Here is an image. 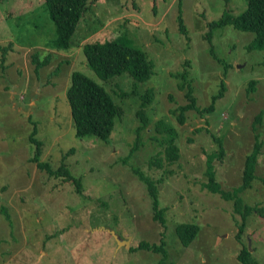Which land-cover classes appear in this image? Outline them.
<instances>
[{
  "label": "rangeland",
  "instance_id": "1",
  "mask_svg": "<svg viewBox=\"0 0 264 264\" xmlns=\"http://www.w3.org/2000/svg\"><path fill=\"white\" fill-rule=\"evenodd\" d=\"M246 7L245 0H229L227 6L224 0H97L88 4L69 48L57 50L43 0L0 1V264H159L161 253L128 247L141 239L160 243V237L167 242L168 263L239 264L234 237L239 214L232 201L204 188L206 159L217 152L211 133L223 140V155L211 162L224 191L239 185L255 136L262 142L256 179L238 196L256 207L240 241L264 264V113L255 121L264 109V48L256 49L254 35L232 25L216 26L208 41L205 37L207 22L225 10L237 16ZM114 38L152 60L148 81L133 84L125 73L104 81L88 67L83 43ZM33 54L38 60L48 56L38 73ZM74 71L103 87L121 110L108 142L75 135L66 98ZM184 72L199 107L210 105L221 82L224 93L210 112L188 111L179 123L172 111L186 103L178 77ZM250 81L256 84L248 93ZM149 89L153 99L142 109L148 127L139 131L136 150L129 153L140 124L139 97ZM158 120L177 131L180 152L173 174L158 188L159 207L166 208L162 236L151 216V198L133 174L138 169L160 177L145 165L168 135L157 131ZM34 128L41 141L39 160L57 169L65 155L79 192L31 162ZM183 222L199 226L187 245L175 234ZM124 236L128 243L118 245L115 238Z\"/></svg>",
  "mask_w": 264,
  "mask_h": 264
},
{
  "label": "trees",
  "instance_id": "2",
  "mask_svg": "<svg viewBox=\"0 0 264 264\" xmlns=\"http://www.w3.org/2000/svg\"><path fill=\"white\" fill-rule=\"evenodd\" d=\"M4 1V0H0ZM97 0H43L44 8L50 21L53 22L56 39L53 43V48L57 50L68 49L70 46V39L80 21L87 10L89 3ZM247 7L237 16H233L229 11L225 10L221 17L216 21L207 22L208 30L205 34L206 40L211 37V29L216 26L232 25L234 28L251 32L254 35L253 46L256 49L264 48V0H245ZM227 6L229 0H224ZM180 28L185 31V27L181 23ZM208 41V40H207ZM82 52L84 54L88 67L100 78L107 80L113 76L120 74H127L132 83H142L148 81L152 76V60L146 57L145 53L139 49L131 47L129 43L122 38H114L105 41H86L82 45ZM42 60H38L35 54L32 56L34 62V72L38 73V69L45 66L48 62V56ZM182 77L181 88L186 89L184 105H179L172 112L175 114L177 121L183 123L186 113L194 111L199 114L210 112L214 108L215 102L223 96L224 83H220L218 93L211 97L210 105L206 107H199L193 95L190 83L187 82L186 72L179 74ZM183 81L186 83H183ZM256 81H250L248 85V93L254 92V85ZM131 94L134 95V87L131 85ZM122 94V93H121ZM125 94V93H124ZM154 90L149 89L140 96V109L135 114L139 123L135 130L134 140L129 147V153L136 150L138 134L140 130L148 127V118L144 117L142 109L146 104L153 99ZM123 96V94H122ZM66 98L70 108V115L72 118L73 127L76 137L83 138L86 136L100 139L103 142H108V137L112 131L114 118L120 116L121 110L117 107L108 92L104 88L87 78L79 72H72L70 75V84L66 89ZM122 98V97H121ZM264 109H261L255 116L256 123H259ZM31 119V118H30ZM157 131L167 132L168 135L162 147L152 154L146 160L145 165L148 166L149 171H158L160 177L153 178L151 175H145L139 172L138 169H133V174L137 180L142 183L146 193L151 198V216L154 220L159 222L162 234H165L167 222L165 219L166 208L159 207L158 202V188L163 184L168 176L173 174L172 167L178 163L180 152L177 142V131L171 125L165 124L162 120L156 122ZM35 128L29 135V140L35 145L33 154L31 155V162L36 164V168L43 171L48 177L54 179H61L64 182H72L77 191L81 189L79 179L74 178L64 162L65 155L62 157L61 165L57 169L50 168L47 163L41 162L39 156L41 154V141L35 138ZM201 127L198 128V131ZM212 140L217 144V152L208 155L206 159L205 175L207 182L204 188L214 195H219L224 200H230L233 203L235 212L239 214L241 222L237 224V230L234 233L235 240L240 243V247L235 255V260L239 264H258L253 258L247 245L241 243L242 228L245 229L244 224L246 218L256 210L255 206L244 204L239 198L238 194L247 189H251L253 181L256 179L255 171L257 165V158L260 153L262 145L258 136H255L254 144L250 152L246 155L244 165H242L240 183L232 190L224 191L216 180L214 166L212 165V158H221L224 153L223 140L217 138L214 134H210ZM199 226L195 223H179L175 226V234L181 244L187 245L196 236ZM52 236V235H49ZM160 243L149 242L148 240H138L135 246H129L128 250L144 249L154 253H161V260L159 264L168 263V251L166 248L167 242L163 237H160Z\"/></svg>",
  "mask_w": 264,
  "mask_h": 264
},
{
  "label": "water",
  "instance_id": "3",
  "mask_svg": "<svg viewBox=\"0 0 264 264\" xmlns=\"http://www.w3.org/2000/svg\"><path fill=\"white\" fill-rule=\"evenodd\" d=\"M124 237H125V239H117V238H115L118 245H119V243H123V245H126L128 243V241H127L128 236H124Z\"/></svg>",
  "mask_w": 264,
  "mask_h": 264
}]
</instances>
